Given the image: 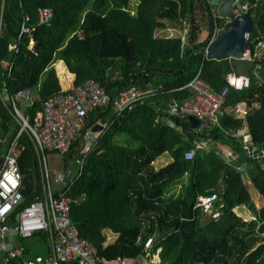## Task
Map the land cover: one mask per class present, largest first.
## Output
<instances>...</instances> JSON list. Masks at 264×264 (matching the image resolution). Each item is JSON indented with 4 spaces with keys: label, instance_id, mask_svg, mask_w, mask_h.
Instances as JSON below:
<instances>
[{
    "label": "trees",
    "instance_id": "obj_1",
    "mask_svg": "<svg viewBox=\"0 0 264 264\" xmlns=\"http://www.w3.org/2000/svg\"><path fill=\"white\" fill-rule=\"evenodd\" d=\"M240 2L248 5L264 39V0ZM40 7L54 10L51 27L36 26ZM217 18L209 0H0V86L13 96L26 89L37 93L26 112L30 125L47 99L89 79L99 82L112 98L130 87L154 93L119 115L112 106L91 114L90 127L99 119L109 127L100 131L83 174L68 190L75 199L71 219L80 236L93 242L107 261L158 253V264H264V155L249 157L242 171L243 162L231 163L218 149L197 146L202 140L231 138L222 127L238 106L253 102L259 107L246 115L250 145L264 146V66L263 83L252 80L242 90L228 85L226 61L204 57L214 22L219 26L225 22ZM23 20L36 27L18 40ZM205 24L206 38L199 41ZM167 28L188 34L185 39L179 34L168 38L163 32ZM14 43L18 51L11 47ZM56 60L73 77L65 90ZM110 67L118 71L117 77L108 71ZM198 70L213 91L226 89L220 126L193 128L186 118L168 114L174 101L191 97L185 86ZM163 116L183 125L184 133L167 126ZM0 126L2 140L8 134L14 139L20 131L1 100ZM118 134L134 144H119ZM21 136L18 162L34 182L24 191L28 202L41 194L39 166L30 137L25 132ZM83 144L77 138L64 160L76 156ZM188 150L194 151L191 159L184 157ZM165 152L171 161L156 169L154 160ZM249 186L259 194L258 205ZM206 194H217L218 218H206L196 208L199 196ZM239 209L246 210L247 217ZM36 234L45 239L43 233ZM150 236L154 242L147 256L145 241ZM23 247L25 254L34 255L32 246Z\"/></svg>",
    "mask_w": 264,
    "mask_h": 264
},
{
    "label": "built area",
    "instance_id": "obj_2",
    "mask_svg": "<svg viewBox=\"0 0 264 264\" xmlns=\"http://www.w3.org/2000/svg\"><path fill=\"white\" fill-rule=\"evenodd\" d=\"M247 11L248 5L239 0L233 9V18ZM37 15L36 26L51 27L53 25L54 10L52 8L40 7L37 9ZM214 17L218 16L214 13ZM232 21L233 19H225L221 26L214 22L212 34L204 47V57L220 35L228 30L227 26ZM36 26H28L23 20L17 39L19 40L23 34H32ZM163 32L168 33V38L173 36V29L167 28ZM157 35L158 33L155 34ZM243 37L250 44L251 51L244 50L240 59L251 61L253 67L249 68L250 78L238 75L235 71L226 72L225 80L235 90L249 88L251 79L263 83L261 69L264 66V39L261 32L253 24V31L245 32ZM33 44L34 41L31 39L30 46L32 47ZM11 47L18 51L17 43L12 44ZM228 59L232 61L231 57ZM12 65L11 63L10 69ZM108 71L113 72L115 77L118 76V71H114L112 67ZM185 88L190 91L191 97L174 101L169 107L168 114L186 119L189 115L196 116L200 120L199 126L202 127H206L208 123L217 122L224 113L225 92L213 91L210 85L201 79V70H198L192 82ZM153 95V92H142L130 87L112 98L99 82L89 79L68 92L55 94L47 99L42 111L37 114L34 124L30 125L25 110L21 108V102L25 101L33 105L30 91H19L13 96L10 95L6 86H0V100L20 126V131L12 140L8 151L2 156L0 164V250L3 252V264H139L138 258L117 257L107 261L98 255L94 243L80 236L78 225L71 219V208L75 199L68 194V190L83 173L88 155L95 149L101 134L100 131L94 132V126L90 127L88 121L91 114L98 109L112 106L113 111L119 115ZM95 126H102L103 129L109 127L101 119ZM23 132L29 135L40 162L41 194L28 202L24 191L32 188L34 182L31 175L22 173L18 162L17 144ZM77 138L83 139L84 144L74 161L76 170L70 173L65 182H62L64 170L62 173L57 170L51 173L46 155L55 154L64 157ZM240 139L244 150L251 151L249 134L240 136ZM198 144L197 146L205 147L207 142L202 140ZM260 154L264 155V146L261 147ZM184 157L193 158L194 151H186ZM50 175H52V181ZM71 176L73 177L70 179ZM217 201V194L201 195L196 208L202 209L206 215L218 218L221 213L214 208ZM12 231L21 238H30L36 233H43L47 245L46 254L27 256L23 247L7 241V236ZM141 241L142 237L139 236L137 242ZM153 242V236L145 241L144 250L147 256L151 255ZM153 257H157L156 262L152 261ZM158 262V253L144 259V264H158Z\"/></svg>",
    "mask_w": 264,
    "mask_h": 264
},
{
    "label": "water",
    "instance_id": "obj_3",
    "mask_svg": "<svg viewBox=\"0 0 264 264\" xmlns=\"http://www.w3.org/2000/svg\"><path fill=\"white\" fill-rule=\"evenodd\" d=\"M239 0H210L212 7H216V15L221 19H233L230 25V29L224 33L216 40V42L211 46L208 54L206 55L207 60H221L223 58H232L233 65L235 67L236 74L243 75L250 78V67H253V63L248 60H241L244 50L248 49L251 51V46L245 41L243 35L245 32L251 33L253 31V21L248 12L233 18V9ZM226 89H223L224 93ZM190 125L193 128L199 126L200 120L196 116L189 115L187 117ZM167 126L174 128L184 133L183 125H179L176 120H173L169 116L161 117ZM102 126H95L93 128L94 132L101 131ZM187 140V137H185ZM263 146L252 147L251 151H244L245 160L249 157L252 159H258L261 157L260 150ZM245 169V164L242 165V171ZM70 176L69 172V159L65 161V172L62 178V182Z\"/></svg>",
    "mask_w": 264,
    "mask_h": 264
},
{
    "label": "rangeland",
    "instance_id": "obj_4",
    "mask_svg": "<svg viewBox=\"0 0 264 264\" xmlns=\"http://www.w3.org/2000/svg\"><path fill=\"white\" fill-rule=\"evenodd\" d=\"M146 7V6H145ZM213 9L216 11V7H213ZM138 10H140L138 8ZM138 12V11H137ZM143 15V14H142ZM144 17V16H141ZM207 35V26L206 24L203 26V32L200 35V40L199 41H203L206 38ZM55 66H57L58 68V72L57 75L60 79V83L62 88L65 90L68 88V77L69 74L66 70V68L62 65V63L60 62V60H56V62L54 63ZM32 94L36 97V92L33 91ZM25 103L26 102H22L21 104V108L23 110H25ZM27 107V106H26ZM116 139L118 140L119 144L121 145H128L131 146L134 144V142L131 140H129L126 136L120 135L118 134L116 136ZM8 145H9V141L4 139V143L2 144V152L1 154H5L8 151ZM240 143L236 140L233 139H219L218 141H212L210 142V148L211 149H218L222 154H225V152L227 151V149H231L233 152L236 153V151L240 154H242V149L240 150ZM46 158L48 159V168L51 171V173L55 170H57L59 173H62L64 170V165H65V160L64 157L59 156V155H55V154H48L46 155ZM75 159L76 156H73L70 160H69V169H70V173L72 174L75 170H76V164H75ZM233 160V159H232ZM156 162L154 163L155 168H158V158L155 160ZM237 161L233 160V163H235ZM73 176L70 177V179ZM51 181L53 180L52 175H50ZM54 186V185H53ZM248 191L249 194L252 198V200L254 202L260 203V197L259 194L257 193V191L254 189L253 186H249L248 187ZM239 214L243 215L244 217H247L248 212H246V210H241L239 209L237 211ZM206 218H209V215H205ZM13 239L15 240L14 243L16 244H21L23 246H33L34 248V253L39 254V255H44L46 254V250H47V245H46V241L45 239L43 240L42 238H40L39 234L33 235L30 238H26V239H19L18 237H13ZM27 255V254H26ZM29 257L33 256V255H27ZM2 257H3V252L2 250H0V264H3L2 261ZM153 262L157 261V257H153L152 259ZM139 264H144V259H139Z\"/></svg>",
    "mask_w": 264,
    "mask_h": 264
},
{
    "label": "crops",
    "instance_id": "obj_5",
    "mask_svg": "<svg viewBox=\"0 0 264 264\" xmlns=\"http://www.w3.org/2000/svg\"><path fill=\"white\" fill-rule=\"evenodd\" d=\"M149 3L150 4H153V2H149ZM213 11H214V9H213ZM214 13H215V11H214ZM223 20L225 21V19H223ZM229 29H230V27H229ZM177 34L182 35V37H185L186 38V35L188 34V32H187V30L182 31V32L181 31H178V30H173V34L172 35H177ZM167 35H168V33H167ZM228 58L221 59V60H225L226 63H227V70H226V72H228V71H235V67L233 65V62L230 61V59H228ZM221 60H217V61H221ZM224 78H225V74H224ZM67 80L69 82L68 85L71 86V84L73 83V77L69 75V77H68ZM252 80H255V79H251V81ZM255 81H257V80H255ZM26 90L30 91L31 98H32L33 102H35L36 97L32 94L33 91H31L29 89H26ZM22 91H24V90H22ZM21 104H22V102H21ZM30 106L31 105H29L28 102L25 103V108H26L25 109V113L27 112V110H28V108ZM258 107H259V105L256 102H253V104L251 106L247 105L246 103H242L240 106H238L237 111L235 112V114L232 117H230V119L228 120L227 124L224 127H222L223 130L226 132V134H228L229 136H231V138L228 137V139L236 138L237 141H240L241 142L240 136L249 134V131H248V120H247L246 115L248 114L249 111L253 110L254 108H258ZM41 111L42 110H40L38 113H40ZM222 116L223 115H221L219 117V119H218L217 122L208 123V125L209 124H216V125H219L220 126L221 125L220 124V119H221ZM0 132H1V128H0ZM4 139L5 140H8L9 141V145H10L11 142H12V140H13V137H12L11 134H8V135H6V137ZM4 139L2 140L0 138V142L2 141L4 143ZM224 139H227V138H224ZM216 141H218V140H216ZM199 142H201V141H199ZM206 142H207V145L205 147H209L210 148V142H208V141H206ZM241 144H242V142H241ZM9 145H8V147H9ZM197 145H199V144L197 143ZM33 147H34V145H33ZM34 151H35V148H34ZM17 152H18V155H19L18 147H17ZM243 153L240 154L237 151L235 153L231 149H227V151L223 155L231 163H233V160H234V161H237L238 163L243 162V164H244V163H246L247 160H245V154H243ZM3 155L4 154L1 155V158H2ZM35 155H36V160H37V163H38V166H39V179H40V162H39L38 156L36 154V151H35ZM1 158H0V164H1ZM157 158H158V164H159L158 165V168H160V166H163V165H165V164H167L168 162L171 161V156L167 152L163 153L162 155H160ZM155 160H154L153 164L156 162ZM237 162H235V163H237ZM64 172H65V168H64ZM40 187H41V185H40ZM14 236L19 238V235L16 232H14V231L10 232L9 235L7 236V241H10L14 245L23 247L21 244H17V243L15 244V243H13L15 241L13 239ZM19 239H21V237ZM32 250H33V253H34L33 246H32ZM46 252H47V250H46ZM35 255H39V254L34 253L33 256H35ZM2 261H3V257H2Z\"/></svg>",
    "mask_w": 264,
    "mask_h": 264
},
{
    "label": "bare ground",
    "instance_id": "obj_6",
    "mask_svg": "<svg viewBox=\"0 0 264 264\" xmlns=\"http://www.w3.org/2000/svg\"><path fill=\"white\" fill-rule=\"evenodd\" d=\"M243 3V2H242ZM248 12V11H247ZM219 18V17H218ZM217 18V19H218ZM217 19H215V20H217ZM253 19V18H252ZM220 24L218 23V26H219ZM258 26V25H257ZM229 27V26H228ZM211 36V35H210ZM263 36V35H262ZM204 80V79H203ZM205 81V80H204ZM258 82V81H257ZM252 84V83H251ZM250 84V85H251ZM261 84V83H260ZM103 87V86H102ZM250 87V86H249ZM9 89V88H8ZM213 89V88H212ZM10 92V91H9ZM153 98V97H152ZM226 98H227V96H226ZM155 99V98H154ZM117 115V114H116ZM104 120V119H103ZM1 127V126H0ZM22 137V136H21ZM199 143V142H198ZM262 159V158H261ZM81 174H83V173H81ZM207 195V194H206ZM216 206H217V204H216ZM222 208V207H221ZM222 210H223V208H222ZM223 214V213H222ZM72 215V214H71ZM215 219V218H214ZM36 235V234H35ZM19 238H20V236H19ZM156 239V238H155ZM14 243V242H13ZM160 255V254H159Z\"/></svg>",
    "mask_w": 264,
    "mask_h": 264
}]
</instances>
